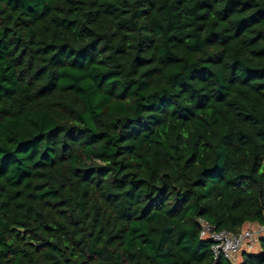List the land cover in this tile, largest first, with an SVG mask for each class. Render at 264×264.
I'll return each instance as SVG.
<instances>
[{"label": "trees", "instance_id": "16d2710c", "mask_svg": "<svg viewBox=\"0 0 264 264\" xmlns=\"http://www.w3.org/2000/svg\"><path fill=\"white\" fill-rule=\"evenodd\" d=\"M197 218L264 222V0H0V264H231Z\"/></svg>", "mask_w": 264, "mask_h": 264}, {"label": "built area", "instance_id": "2783aa9c", "mask_svg": "<svg viewBox=\"0 0 264 264\" xmlns=\"http://www.w3.org/2000/svg\"><path fill=\"white\" fill-rule=\"evenodd\" d=\"M199 227V238L211 244L214 259L225 258L231 264H237V259L244 253L252 254L259 246V240L264 236L263 224H249L238 232L216 230L215 227L202 218L196 220Z\"/></svg>", "mask_w": 264, "mask_h": 264}, {"label": "rangeland", "instance_id": "374dc122", "mask_svg": "<svg viewBox=\"0 0 264 264\" xmlns=\"http://www.w3.org/2000/svg\"><path fill=\"white\" fill-rule=\"evenodd\" d=\"M260 252H261L260 247H259V246H256V247L254 248L252 254H253V255H257V254H259ZM241 262H242V258L240 257V258L237 259V264H240Z\"/></svg>", "mask_w": 264, "mask_h": 264}, {"label": "crops", "instance_id": "0c3cea01", "mask_svg": "<svg viewBox=\"0 0 264 264\" xmlns=\"http://www.w3.org/2000/svg\"><path fill=\"white\" fill-rule=\"evenodd\" d=\"M248 225H249V224L245 225V227L248 226Z\"/></svg>", "mask_w": 264, "mask_h": 264}, {"label": "water", "instance_id": "95a60500", "mask_svg": "<svg viewBox=\"0 0 264 264\" xmlns=\"http://www.w3.org/2000/svg\"><path fill=\"white\" fill-rule=\"evenodd\" d=\"M206 243H210V242L206 241Z\"/></svg>", "mask_w": 264, "mask_h": 264}]
</instances>
